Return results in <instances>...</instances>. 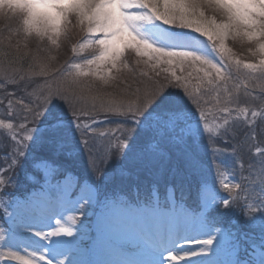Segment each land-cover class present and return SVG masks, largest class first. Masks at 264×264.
I'll use <instances>...</instances> for the list:
<instances>
[{
    "label": "snow or ice",
    "instance_id": "obj_1",
    "mask_svg": "<svg viewBox=\"0 0 264 264\" xmlns=\"http://www.w3.org/2000/svg\"><path fill=\"white\" fill-rule=\"evenodd\" d=\"M204 6H215L222 10L227 16V22L217 23L214 19L207 18ZM4 10L22 17L25 33L36 31L37 34L58 35L65 21L70 16H75L88 36L94 37L91 43L98 48L99 54L87 63L95 64L97 69L105 65L116 68L124 52L130 49L139 56H147L155 65L166 64L183 71L190 62L202 67L207 65L219 74L223 64L218 67L210 54H219L223 59L228 51L224 41L230 29L239 34V28L243 26L246 29L243 35L249 40L254 37L264 38V0H0V12ZM163 25L169 27L165 28ZM176 27L189 29L198 36L189 37V33L174 31ZM52 35H49V39H52ZM199 37L206 39L200 40ZM259 50L264 52V43L259 44ZM172 75L175 79L170 80L169 84L172 87H183L184 95L166 91L163 84L146 88L135 111L122 113L124 119L120 123L123 127L117 129L120 136L115 148L102 153L100 150L94 152L87 140H77L76 131H90L92 125L81 124V115L87 114L77 108L75 97L69 89L58 85L54 90L50 89L42 101L33 102L29 98L24 103L22 119L31 123L21 124L20 127L21 131L30 129V134L19 138L14 136L10 146H3L8 149L4 151L8 169L0 171V187L6 186L13 179L8 176L5 180L7 171L24 168L34 146L46 148L48 156L55 158L61 153L71 156L83 144L91 157L89 167L92 172H96L101 164L111 163L114 154L122 163H140L146 167L159 164L163 167L170 159L166 144H186V138H191L195 144L200 138L201 121L206 119L200 98L189 91L184 83L185 78L176 76L175 72ZM207 76L209 73L205 72V77ZM55 97L63 100L64 104L54 103ZM192 106H195V111ZM224 111L228 112V109L224 108ZM255 115L254 112L253 116ZM204 130L208 131L207 124L204 125ZM141 136H145L146 140L142 145L136 146V141ZM165 136L168 137L167 141ZM177 155L188 168H196L197 162L192 150L184 148ZM41 165L50 172H55L59 167L52 166V159L37 160L33 156L31 166L36 168ZM103 178V174L98 177L101 180ZM221 183L225 189L229 188L228 183L223 180ZM208 192L207 185H204L200 192V210L195 213L199 218V233L209 236L208 239L195 241L202 245L199 252L189 251L185 257L174 254L176 239L181 238L184 225L179 218L173 220L172 217L177 212H187L174 202H116L111 206L115 211L100 224L99 243L109 253H116L121 258L101 261L99 264H180L182 260L184 264H191L189 256L200 257L214 241L223 245L225 240L231 245L232 256L225 264H264V164L261 165L258 191L253 203L246 204L250 210L255 208L257 212V215L248 217L247 222L260 228L261 251L258 259L255 246H251L252 256L247 260L240 258V243L235 233L215 228V235L212 234L216 219L228 214L231 205L238 201V195L229 198L215 193L209 195ZM86 202L91 201L86 199ZM221 203L224 212L218 210ZM13 207L19 215L31 211L27 202H14ZM213 212L217 214L215 217L211 216ZM7 218L12 219V216ZM75 224L76 218L68 217V223L64 225L57 220L53 231L35 232L34 235L40 241H49L52 236L72 239L61 238L49 241L48 245L41 244L40 247L46 248V251H40L38 255L33 251L30 253L32 258L23 260L22 264H53L54 256L67 258L56 260L55 264H82L74 258V248L79 247L74 236ZM3 239L4 232L0 229V240ZM140 252L148 253L154 258L147 261L131 258ZM165 252L168 253L167 257L164 256ZM197 264L202 262L197 261Z\"/></svg>",
    "mask_w": 264,
    "mask_h": 264
},
{
    "label": "rangeland",
    "instance_id": "obj_2",
    "mask_svg": "<svg viewBox=\"0 0 264 264\" xmlns=\"http://www.w3.org/2000/svg\"><path fill=\"white\" fill-rule=\"evenodd\" d=\"M203 11L207 18L214 19L217 23L227 22V16L225 13L215 6H204ZM12 14L19 15L7 10L0 12V53L2 56L4 54V57H2L3 60L0 59V80H4L5 82L11 84L15 79L25 76L26 73L43 76L42 71H44L46 75L54 72V69L59 67L61 63H64L66 60L72 58L73 52L71 49H73L76 45V43L73 44V42L76 38H81V34L83 35L86 32L84 26L78 23L77 18L75 16H70L61 26V30L58 35H52V33L37 34L36 31L25 33L22 28V17L20 16L19 21H17V18L13 17ZM175 29H178L181 32L198 35L197 33L191 32L189 29L178 27ZM245 30L246 29L241 26L239 28V34H235V32L230 29L229 35L224 41L225 47L228 50L225 54L230 63H234L236 66L239 65L242 70L243 68L246 69L245 65H251V67H248V72H251L250 76L243 83V87H245V89L236 90L234 92L235 98H240L241 95H243V98L238 103L233 101L232 104L234 106L231 107L232 111L228 110V112H225L219 111V109L217 111L213 110L215 108L212 105L218 104L219 99L225 98V96L229 94L227 89L219 86V82L216 81L219 80V76L216 74L217 72L214 69L209 68L207 65H204L203 67L200 64L192 65L190 62L184 67L183 71L179 67H172L166 64L155 65L154 62L150 61L147 56H139L134 50H130L128 52L125 51L123 56L127 58L126 62L124 61L125 58L122 56L121 62L117 64L116 68H111V65H105L97 69L95 64L89 65L87 63L90 59L83 57L78 58L76 61L77 63H81V67L78 65L75 68L73 66L69 67L71 72L74 68L72 76L74 75L73 78L75 80H70V85L78 91V95L82 92L83 94L88 95L87 97L90 96L89 99L96 103L103 102L110 105L114 104L112 109L113 115L121 116V113L131 112L130 109L135 111L136 106H132V104H137L139 102V100L143 97L146 88H150L156 84L165 85L166 91L179 92L181 95H184L183 87H172L169 84L170 80L175 79L172 75L173 72H175L176 76L184 77V83L188 86L189 91L192 92L193 95L200 98L201 105L205 107L203 110H206L208 113L207 119L201 121L200 140H205V138L201 135L203 134L205 136L208 135L212 141H218L221 147L225 149L223 154L227 152L226 159L229 160L230 164L229 170L226 169L228 166L217 165V167L223 171L221 172L219 179L216 177L215 169H211L206 173V175L210 179H215L216 182L219 181L221 186H223L221 183L223 180L228 183L229 187H231V183L234 187H236L237 180L230 175V170L237 169L236 164L238 163V159L233 157V155L229 157L228 152V148L230 147V143L233 139L232 132L234 131V127L230 132H228L226 128L230 124H234V126L242 123L248 126L256 124L258 118L257 113L253 116L251 111L250 115H243L246 111L250 110L245 109V103L246 101L250 103V100L252 99L257 101L264 98V94L261 92V90H264V82L262 84L251 83L255 81L258 76H264V64H261V61H264V52L259 50V44L264 43V38L254 37L249 40L248 37L243 35ZM49 35H52V39H49ZM92 39H94V37L87 36L81 44L79 43L80 47H82L79 49L80 54H83L88 47H92ZM76 54H78L77 49ZM213 63H216L215 58L213 59ZM109 68H111L110 72ZM15 69H19L25 73L14 75ZM221 70H225L227 72L224 64ZM91 71L98 73V83L102 87L100 88L97 85H94L96 90L89 93L86 88L91 87L87 85V83H90L91 81L88 80L89 77H83L82 74L88 76V73ZM205 72H208L209 76L205 77ZM68 77L70 78V76ZM38 81H40V78L36 76L23 79L24 83L35 85L37 90L40 89ZM74 82H76V86ZM65 86H67V83H65ZM74 89L71 92L74 93L73 95L76 97ZM220 96L221 98H219ZM225 99L227 100V98ZM75 101L78 102L76 106L80 109L81 101L76 98ZM1 104L2 102L0 101V105ZM87 104H89V101H84L82 105ZM194 108L195 107H193V109ZM22 116L23 113L20 112V115L16 117L20 119L21 123L26 124L28 121H24ZM84 119L85 115H81L80 122L84 121ZM262 121L264 123V114L262 115ZM205 124H207L208 131L204 130ZM115 125L119 124L109 126ZM73 128L75 130V125H73ZM78 135L79 131H76V137ZM262 140H264V134H262ZM170 146L171 148L176 149V152L187 148V145L185 144ZM194 157L195 160L201 159L202 153H200V155L194 154ZM262 163H264V161ZM6 169H8V166L3 168V171ZM195 171L201 172L198 163ZM232 178H234L233 182ZM206 185L209 190L208 194H213V191L215 190L214 187H216L215 184L208 179V183ZM222 189L225 188L223 187ZM222 189L221 191L224 192ZM257 191V184L254 185L253 190L251 191L246 189L243 190L244 195L251 199L243 200L245 205L253 203V198L257 194ZM218 196L221 197L219 193ZM85 198L91 202L87 203ZM76 200L80 201V203H75L74 208H72L67 215L64 216L61 220L62 225L68 223V217H86L95 209L96 199H94L92 194L83 195ZM0 208L5 212V218L9 215H13L12 209L6 207L1 202ZM23 218V216H20V219L18 220L15 217L16 224L10 225L9 233L4 234V239L0 240V257L2 255H15V257H18V261L31 258L30 253L32 252H30V250L27 252L19 251L21 246L13 236L14 232L20 235L24 234L26 236L36 237L39 242H42L39 237L34 235L35 232L40 230L32 228L28 225V218L27 220L26 218ZM20 222H23V224H20ZM61 238L68 240L72 239L71 237L66 236H52L50 237V240Z\"/></svg>",
    "mask_w": 264,
    "mask_h": 264
},
{
    "label": "bare ground",
    "instance_id": "obj_3",
    "mask_svg": "<svg viewBox=\"0 0 264 264\" xmlns=\"http://www.w3.org/2000/svg\"><path fill=\"white\" fill-rule=\"evenodd\" d=\"M15 258L17 257L5 256L3 259L0 260V264H14ZM195 258H199V257H195Z\"/></svg>",
    "mask_w": 264,
    "mask_h": 264
},
{
    "label": "trees",
    "instance_id": "obj_4",
    "mask_svg": "<svg viewBox=\"0 0 264 264\" xmlns=\"http://www.w3.org/2000/svg\"><path fill=\"white\" fill-rule=\"evenodd\" d=\"M8 55H9V54H8ZM0 57H1L0 59H1V60H3V58H2V57H4V54H3V56H2V54L0 53ZM20 82H21V81H20Z\"/></svg>",
    "mask_w": 264,
    "mask_h": 264
}]
</instances>
